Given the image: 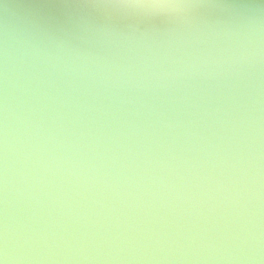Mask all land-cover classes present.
Returning a JSON list of instances; mask_svg holds the SVG:
<instances>
[{"label":"clouds","instance_id":"1","mask_svg":"<svg viewBox=\"0 0 264 264\" xmlns=\"http://www.w3.org/2000/svg\"><path fill=\"white\" fill-rule=\"evenodd\" d=\"M0 264H264V0H0Z\"/></svg>","mask_w":264,"mask_h":264}]
</instances>
